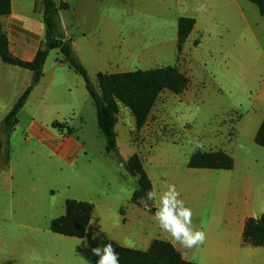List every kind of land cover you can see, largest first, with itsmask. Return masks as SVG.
Returning a JSON list of instances; mask_svg holds the SVG:
<instances>
[{
  "label": "crops",
  "instance_id": "0c3cea01",
  "mask_svg": "<svg viewBox=\"0 0 264 264\" xmlns=\"http://www.w3.org/2000/svg\"><path fill=\"white\" fill-rule=\"evenodd\" d=\"M10 1V14L0 17V29L7 38L10 54L21 61L30 62L44 42L42 8L39 0ZM175 2L178 6L182 4L189 5V8L194 6L193 11H190L191 14L177 17V20L180 17H188L195 21L193 30L184 43V50L188 51L191 43L196 42V35L206 33L212 36L209 50L219 54L224 60L249 56L253 52H258L264 57L263 17L259 14L257 6L248 0H175ZM55 3L67 5V9L59 10V19L65 35L71 37L75 56L86 71L89 68L86 62L91 68H95L96 75L130 72L131 69L128 67L136 65L134 63L138 57L133 52L127 50L126 53L119 55L110 45L103 54L100 46L86 42L87 28L81 21L82 14L87 10L90 13L95 10L97 4L93 0L89 2L78 0L73 5L70 0H55ZM154 3L159 10L165 8L164 0H154ZM116 24L109 21V29L115 33H117ZM174 31L176 35L177 27ZM92 32L95 33L96 29H92ZM76 34L85 41L84 47L79 46V50L76 49V41H74ZM197 48L195 46L193 50L196 51ZM147 49L155 55L161 51L159 46L153 48V51L148 46L142 47L137 60L138 66L145 61L143 55ZM108 66L114 71H106L105 68ZM180 72L189 79L184 71ZM76 77L77 74L62 61V57L56 59L53 66L45 61L40 82L31 91L24 107L20 110L31 104L32 119L26 132L35 141L37 147L27 148L29 138L25 140L23 151L22 147L13 146L11 137L15 133L14 127L9 137L10 150L7 163L3 162V154L0 151V222L13 223L12 219L18 214H25V209L27 211L37 209L40 198L45 204L47 203V211L55 209L56 204L59 206L54 215L50 216V222L64 215L61 210L66 200L88 202L93 204L94 211L83 238L89 236L95 245L104 242L107 244L119 238L115 234L117 226L113 222V213L122 203L115 195L101 193L96 196L67 195L72 180L85 178V175L76 174L74 168L81 156L92 158L91 141L89 139L81 141L71 134L70 129L69 132L64 131L65 124L55 121L61 128L54 129L51 127L52 123L43 122L49 116L58 118L61 114L63 117L80 114L79 106L75 103H79L78 100L81 102L79 104L86 106L90 117L94 116L84 83ZM30 80L29 71L0 61V115L5 116L9 112ZM76 95H79V99ZM256 101L257 107L239 122L242 132H247V142L242 143L241 140L236 139L231 144L225 145L224 141L216 139L212 142L211 149L206 151H222L230 156L233 160L232 170L219 173L213 171L223 170H190L182 173L189 176L187 182L178 179L179 173L165 172L164 182L157 188L153 175L147 171L145 163L141 160L144 171L151 181L152 190L162 194L167 190L168 185H175L185 207L192 210L193 229L203 230L206 233L204 243L196 246L200 248L197 254L193 250L194 247L184 248L166 232V237L160 241L170 243L184 261L194 264H264V247L254 248L242 242L245 221L249 218H259L264 213V150L254 143L255 134L264 118V80ZM120 106L122 105H118L117 123L121 114ZM1 118L3 117H0V120ZM35 156L42 158L41 161L33 162ZM108 167L112 168L110 164ZM110 185L109 182L107 186ZM134 191L132 187L126 190L129 199ZM153 202L156 212L159 201L157 199ZM128 209L129 219L133 222L136 221V216L144 217L141 207L130 204ZM123 233L121 230L119 234L123 235ZM134 238L135 236L131 237ZM137 239L147 244L148 248L155 240H149L143 233ZM194 258H199V261Z\"/></svg>",
  "mask_w": 264,
  "mask_h": 264
},
{
  "label": "rangeland",
  "instance_id": "374dc122",
  "mask_svg": "<svg viewBox=\"0 0 264 264\" xmlns=\"http://www.w3.org/2000/svg\"><path fill=\"white\" fill-rule=\"evenodd\" d=\"M70 1L73 5L78 0ZM93 2L97 4L95 10L92 13L87 10L82 14L81 21L87 28L86 42L100 46L103 54L110 45L119 55L127 50L133 52L138 59L135 60L136 65L128 67L131 71L176 66L190 79L181 94L174 95L165 91L159 95L141 129L136 128L129 110L120 106L121 114L115 128L119 158L125 161L137 154L145 163L147 171L153 175L158 188L164 182L165 172L179 173L178 179L187 182L189 176L182 173L199 170L187 167L188 160L196 149L209 151L216 139L224 141L225 145L236 139L242 143L247 142V132H242L239 122L257 107L256 100L264 80V57L253 52L249 56L224 60L219 54L209 50L212 36L206 33L196 35V44L191 43L188 51L184 50L183 44L177 54L174 31L177 17L191 14L190 11L194 8L192 4L189 8V5L184 4L178 6L175 0H164L165 8L159 10L154 0ZM262 20L264 23V18ZM109 21L117 23V33L109 29ZM92 29H96V32H92ZM74 41L78 50L79 46L85 45V41L78 34L74 36ZM147 46L151 51L159 46L161 51L155 55L149 49L145 50V61L138 66L140 51ZM195 46L198 47L196 51L193 50ZM262 47L264 49V42ZM59 57L61 56L57 50H51L46 61L53 66ZM86 65L89 67L86 72L95 83L96 70L87 62ZM105 69L114 71L110 66ZM77 76L76 78L82 80ZM87 96L93 108V117H90L86 106L79 104L81 102L78 100L79 103H75L79 106L80 114L64 117L61 114L58 118L49 116L43 121L49 124L55 121L65 124L64 131L70 129L72 135L81 141L89 139L93 146L92 158L81 156L74 168L76 174L85 175V178L72 180L67 195H115L122 203L113 213V222L117 226L115 234L119 238L110 243L146 251L147 244L137 239L141 233L149 240H161L166 237V232L159 227L155 212L151 213L148 207H141L144 217L136 216L134 222L129 219L128 208L131 203L126 190L131 187L136 189L137 182L119 164L117 158L106 152L105 139L96 126L95 108L88 94ZM76 97L79 99V95ZM30 108L31 104L18 114L15 133L11 137L12 145L22 147V151L25 149L26 138H29L28 149L37 147L26 132L32 119ZM123 112L126 113L122 114ZM5 116L0 115L3 118ZM41 159L35 156L32 161L40 162ZM87 160L90 162H86ZM109 182L110 187L107 186ZM46 205L40 198L37 209H25V214H18L12 219L13 223L0 222V264H96L99 257L93 253V249L102 247L106 242L95 245L89 236L77 239L52 234L49 231L50 216L54 215L59 206L56 204L55 209L47 211ZM63 206L64 204L62 208ZM151 207L155 210L153 201ZM61 211L64 214V208ZM203 224L205 225L204 221ZM121 230L123 235L119 234ZM132 236L135 238L131 239ZM193 250L198 254L200 248L195 246ZM194 260L199 261V258Z\"/></svg>",
  "mask_w": 264,
  "mask_h": 264
},
{
  "label": "trees",
  "instance_id": "16d2710c",
  "mask_svg": "<svg viewBox=\"0 0 264 264\" xmlns=\"http://www.w3.org/2000/svg\"><path fill=\"white\" fill-rule=\"evenodd\" d=\"M248 1L257 6L259 14L264 18V0ZM39 4L42 8L44 42L32 61L25 62L12 56L8 49L7 38L0 29V61L31 73L29 85L0 122V151L3 154V162H8L9 137L17 125V115L24 107L31 91L40 82L49 51L57 50L62 61L84 82L86 92L95 108L97 128L105 139L106 152L117 158L119 164L132 178H137V188L130 197V203L137 207H148L151 213L155 212L151 207V201L145 198V193L152 190V184L144 171L140 157L134 154L125 161L119 158L115 131L119 113L118 105L121 104L129 110L136 128L141 129L159 95L165 91L174 95L181 94L188 86L189 79L176 66H166L144 71L99 73L93 83L75 56L71 40L62 28L59 10L67 9V5L65 3L56 5L55 0H39ZM10 11L11 1L0 0V17L8 16ZM194 23V19L188 17H180L177 20V54L192 32ZM51 127L61 128L57 122H53ZM254 143L264 149V118L255 134ZM187 167L228 171L233 167V160L222 151L206 152L196 149L190 156ZM64 210L63 216L51 220L50 231L63 237L83 238L92 218L93 204L66 200ZM242 242L254 248L264 247V213L259 218H249L245 221ZM114 249L119 256V264H194L184 261L175 248L166 241L154 240L146 251L120 246H115Z\"/></svg>",
  "mask_w": 264,
  "mask_h": 264
},
{
  "label": "clouds",
  "instance_id": "9594fccd",
  "mask_svg": "<svg viewBox=\"0 0 264 264\" xmlns=\"http://www.w3.org/2000/svg\"><path fill=\"white\" fill-rule=\"evenodd\" d=\"M145 198L148 201L158 199L159 207L155 212V218L159 227L174 241L188 249L204 243L206 233L203 230L193 229L192 210L185 207L175 185H168L167 190L162 194H158L155 190L147 191ZM93 253L99 257L96 264H119V256L111 243L94 248Z\"/></svg>",
  "mask_w": 264,
  "mask_h": 264
},
{
  "label": "water",
  "instance_id": "95a60500",
  "mask_svg": "<svg viewBox=\"0 0 264 264\" xmlns=\"http://www.w3.org/2000/svg\"><path fill=\"white\" fill-rule=\"evenodd\" d=\"M134 180L137 182V178L136 177H134Z\"/></svg>",
  "mask_w": 264,
  "mask_h": 264
}]
</instances>
